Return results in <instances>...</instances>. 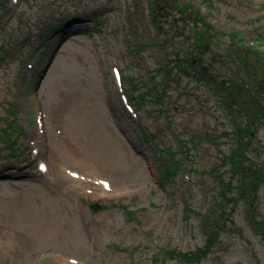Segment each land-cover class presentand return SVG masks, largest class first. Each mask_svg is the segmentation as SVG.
<instances>
[{
    "label": "rangeland",
    "instance_id": "1",
    "mask_svg": "<svg viewBox=\"0 0 264 264\" xmlns=\"http://www.w3.org/2000/svg\"><path fill=\"white\" fill-rule=\"evenodd\" d=\"M231 78L254 96L229 95ZM258 106L264 0H0V230H16L4 213L43 196L70 233L2 249L0 264H264ZM65 115L83 127L66 135ZM97 141L112 173L82 174L64 198L73 181L51 183L55 155L92 166ZM208 230L201 260L168 253L205 247Z\"/></svg>",
    "mask_w": 264,
    "mask_h": 264
},
{
    "label": "bare ground",
    "instance_id": "2",
    "mask_svg": "<svg viewBox=\"0 0 264 264\" xmlns=\"http://www.w3.org/2000/svg\"><path fill=\"white\" fill-rule=\"evenodd\" d=\"M49 9L50 3L44 7V12H47ZM72 29H77V25H73L71 28H66L65 30H59L54 35L60 37L62 34L66 35L67 32L65 31H70ZM65 116H67L64 122L66 128L64 132L66 135H68L69 131H73V129H80L83 127L82 121L72 119L68 115ZM89 149L90 158H93L96 162H93L92 166L89 162L81 159L82 156L80 155L75 156L72 159H69V155H66L68 158L65 159L59 158L55 155L54 160L60 164V167L53 168L52 177L50 178L51 183L61 182L65 179L68 182L73 181V183L68 184L69 188L65 189L64 193H62L64 198L73 196L71 190H76V184L85 185L84 182L79 181L82 174L84 175L86 173L87 175L92 176V178L97 179L104 174L112 173L106 162V160L110 159L109 146L104 144L103 141H97L95 142L94 147L89 146ZM77 178L78 180H75ZM36 194H40V192L37 191ZM66 208H68V206L63 202L61 209L64 210ZM58 215V210L54 209L52 203H48L43 196H38L33 203L21 202L17 213L10 210L3 214L2 219L13 220V226L16 227V230L14 228L13 231L8 229L0 230V251L4 249L7 255H16L20 250H24L22 248L28 247L27 242H29L30 245L33 243L36 246L42 247L43 244L51 241L55 236H60L62 233L67 237L70 235L68 230L63 231L57 229L55 217ZM70 227L71 225L69 224L67 229ZM18 232L22 236H20ZM2 256L4 257L5 254H2Z\"/></svg>",
    "mask_w": 264,
    "mask_h": 264
},
{
    "label": "trees",
    "instance_id": "3",
    "mask_svg": "<svg viewBox=\"0 0 264 264\" xmlns=\"http://www.w3.org/2000/svg\"><path fill=\"white\" fill-rule=\"evenodd\" d=\"M204 28H203V30H204ZM207 32H209V30H207ZM199 36H200V34L196 31L195 34H194V36H193L194 37V42H195V39L199 40V38H200ZM234 36L236 37V35H234ZM194 63H195V66H196V63H198L197 60H195ZM185 64H186V62L185 63L184 62L182 63L183 67H185V68H188V67L189 68H192L193 65H194L192 63H189L188 65H185ZM200 69H202V67H200L199 70ZM158 70H161V69H158ZM192 71L193 72H196L195 71V67H194V69ZM194 74H196V73H194ZM197 75L199 76L200 79H203L206 83L207 82H211L210 80H208V78L206 77V75L204 74V72H200L199 71V72H197ZM238 80L239 79H236V78L226 79L224 81L226 83H222L221 85H222L223 89L229 95H231V96H237V95L243 96V95H246V94H249V93H250V95L254 96L253 95L254 92L251 90V88H249V85L248 84L242 85L241 83H238L237 82ZM146 93H148L147 90H145L144 92L140 93L138 97L136 96L137 102L138 101L140 102V103L138 102V105H142L144 102H147L148 98H147V94ZM156 98L158 99V96H156ZM236 99H238V98H236ZM257 110L259 112V114L257 113V115H259V119L261 121L262 120L264 121V107L263 106H258ZM147 137H150V136L148 135ZM171 164H173V166H175V168H176V167H179L180 166L181 162L178 159H173L169 163L168 166L171 167ZM165 167L162 170H164ZM175 168L170 170V173L172 175H175V173H176ZM260 173H261L260 175L264 177L263 172H260ZM164 177L166 178V176H164ZM243 182L246 183V184H248L250 182H253L252 184L254 185V180L253 179H250L249 181H245V179H244ZM241 187H242V185H241V182H240L239 185L237 186V189H239ZM219 191H220V189H219ZM241 197H242V200H244L246 204H248V205H251L252 204V200L250 198H247L246 196H243V195H241ZM218 202L219 201L214 202V203L217 204ZM93 207L96 208V207H100V206H98L96 204H93ZM183 208H184V212H186L188 214L192 212L191 208L188 205H186V202L185 201H184ZM211 208H212L211 211H213L214 209H213L212 205H211ZM256 223H257V225L255 224V222H252L253 228L259 233V235L262 236V238H264V219H260ZM219 228H221V227H219ZM207 232H208L207 239L210 238V240L207 242V245L205 247H204V245H205L204 244L201 248H197L193 252L187 251V252H183V253L182 252H179V251H177L175 249H173V250H171L168 253L170 255H172V256H180L182 259H184L186 261H188V259H192V260H195V261L201 260L208 253L210 247L213 245V242L215 240V237L218 234L217 232H214L213 230H208Z\"/></svg>",
    "mask_w": 264,
    "mask_h": 264
},
{
    "label": "snow or ice",
    "instance_id": "4",
    "mask_svg": "<svg viewBox=\"0 0 264 264\" xmlns=\"http://www.w3.org/2000/svg\"><path fill=\"white\" fill-rule=\"evenodd\" d=\"M107 186V185H106Z\"/></svg>",
    "mask_w": 264,
    "mask_h": 264
}]
</instances>
